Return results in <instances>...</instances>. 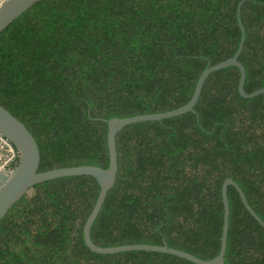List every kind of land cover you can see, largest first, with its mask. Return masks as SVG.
Returning a JSON list of instances; mask_svg holds the SVG:
<instances>
[{"label": "trees", "instance_id": "trees-1", "mask_svg": "<svg viewBox=\"0 0 264 264\" xmlns=\"http://www.w3.org/2000/svg\"><path fill=\"white\" fill-rule=\"evenodd\" d=\"M242 0H43L0 34V104L38 142L40 172L109 167L108 123L176 110L202 73L241 43ZM245 91L264 88V0H246ZM240 71L210 75L195 112L124 128L119 172L91 237L103 248L167 245L210 260L221 250L232 178L264 221V96ZM19 165V159L16 167ZM91 176L38 184L0 223V264H195L146 251L98 254L84 226ZM225 264H264V227L228 188Z\"/></svg>", "mask_w": 264, "mask_h": 264}, {"label": "water", "instance_id": "water-1", "mask_svg": "<svg viewBox=\"0 0 264 264\" xmlns=\"http://www.w3.org/2000/svg\"><path fill=\"white\" fill-rule=\"evenodd\" d=\"M41 1L43 0H4L0 6V34L4 32L13 22L25 14L29 9ZM245 2L246 0H242L238 6L237 15L239 26L242 32V38L236 54L228 60L208 67L202 73L197 82L193 97L188 104L176 110L164 113L147 114L129 118H112L107 121V141L110 160L108 168H101L94 165H83L40 172L41 151L37 140L23 122H21L0 104V133L13 144L20 156L19 165L12 173H0V223L9 213V211L25 195L31 193L34 187L38 184L60 178L91 176L97 180L101 188L96 205L84 226V240L87 247L91 251L104 255L130 251L157 252L177 256L195 264H225L230 221V203L228 198V188L230 186H233L237 190L246 209L264 227V221L253 210L242 188L232 178H228L223 185L222 193L225 209L224 228L221 238L220 253L213 259L203 260L190 253L170 248L167 245L158 246L136 244L103 248L93 242L91 231L104 206L109 191L115 186L117 181L119 172L117 136L124 130L125 127L149 121H163L166 119L179 117L190 112H195V107L199 102L204 85L210 75L214 72L229 67H237L240 71L238 90L243 98L252 99L257 96H264V88L253 93H247L245 91L247 72L239 60L246 42V30L241 19L242 6Z\"/></svg>", "mask_w": 264, "mask_h": 264}, {"label": "built area", "instance_id": "built-area-1", "mask_svg": "<svg viewBox=\"0 0 264 264\" xmlns=\"http://www.w3.org/2000/svg\"><path fill=\"white\" fill-rule=\"evenodd\" d=\"M4 0H0V6ZM0 151L2 161L0 164V173H12L16 169V162L20 158L17 149L13 144L0 133Z\"/></svg>", "mask_w": 264, "mask_h": 264}, {"label": "crops", "instance_id": "crops-1", "mask_svg": "<svg viewBox=\"0 0 264 264\" xmlns=\"http://www.w3.org/2000/svg\"><path fill=\"white\" fill-rule=\"evenodd\" d=\"M1 161H2V153L0 151V164H1Z\"/></svg>", "mask_w": 264, "mask_h": 264}]
</instances>
